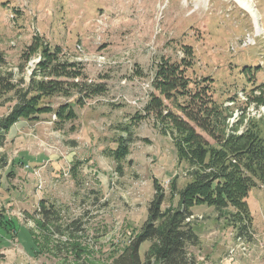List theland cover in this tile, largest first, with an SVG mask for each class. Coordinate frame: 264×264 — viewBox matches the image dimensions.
<instances>
[{
	"label": "rangeland",
	"instance_id": "rangeland-1",
	"mask_svg": "<svg viewBox=\"0 0 264 264\" xmlns=\"http://www.w3.org/2000/svg\"><path fill=\"white\" fill-rule=\"evenodd\" d=\"M247 2L255 21L234 0H0V72L11 71L20 92L40 79L41 52L21 59L34 37L79 66L75 83L104 90L81 107L72 89L43 99L53 110L73 106L76 119L42 115L10 126L2 121L17 88L0 96V264H111L145 222L154 182L165 195L161 210L176 205L171 183L188 182L176 130L144 109L158 66L185 58L184 46L192 50L185 76L210 78L212 100L232 113L229 124L243 120L241 134L252 123L264 137V0ZM118 142L127 153L116 162ZM39 201L68 230L42 222ZM244 202L247 218L231 206L192 209L198 241L187 253L195 264H264V185L254 180Z\"/></svg>",
	"mask_w": 264,
	"mask_h": 264
},
{
	"label": "trees",
	"instance_id": "trees-1",
	"mask_svg": "<svg viewBox=\"0 0 264 264\" xmlns=\"http://www.w3.org/2000/svg\"><path fill=\"white\" fill-rule=\"evenodd\" d=\"M185 58L178 62L163 60L158 66L152 87L154 94L145 106V112L153 113L157 121L168 119L175 127V150L179 163L187 165L188 182L177 189L175 181L171 183V197L177 199L176 205L161 210L165 195L162 189L153 183L154 194L147 208V218L136 237L131 238L124 250L111 264H195L187 253L188 246H195L198 235L191 221L192 209L206 205L222 210L229 206L240 216L248 217L246 200L254 187V180L264 185V137L252 123H247L246 131L239 134L243 120L229 124L232 113H227L212 100V80L204 78L200 83L187 76L190 69L191 48L183 47ZM41 52L43 61L40 79L33 86L21 91L13 84V75L0 72V96L15 91L17 97L3 124L10 126L17 120L33 121L42 115H56L58 122L76 119L73 106L64 104L53 110L42 103L43 99L53 95H68L72 89L77 94L76 106H83L86 99L104 92L101 85H91L74 80L81 76L76 63L62 62L58 54L50 53L36 37L22 53L23 63L31 55ZM6 65L0 55V69ZM17 70L22 72V65ZM71 81L68 88L58 78ZM55 79V80H54ZM214 97V96H213ZM182 100V101H178ZM168 101L172 109L165 111L164 102ZM167 107V105H166ZM205 134L213 144L202 136ZM3 136V135H1ZM188 137V139L186 138ZM2 138V137H1ZM118 146L112 151L113 160L121 161L126 157V146ZM2 139H0V148ZM6 166V160L0 157V171ZM175 180V179H174ZM35 214L47 225L63 229L59 214L53 206L47 207L45 201H39ZM242 222L243 218H238ZM76 226V230H77ZM144 243H149L143 258L138 251Z\"/></svg>",
	"mask_w": 264,
	"mask_h": 264
},
{
	"label": "bare ground",
	"instance_id": "bare-ground-1",
	"mask_svg": "<svg viewBox=\"0 0 264 264\" xmlns=\"http://www.w3.org/2000/svg\"><path fill=\"white\" fill-rule=\"evenodd\" d=\"M247 1L248 0H234V2L237 3L240 6V8H242L244 11L250 13V16L255 21L256 20V16L254 14V11L252 10V7L250 6V4Z\"/></svg>",
	"mask_w": 264,
	"mask_h": 264
}]
</instances>
